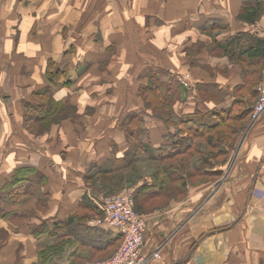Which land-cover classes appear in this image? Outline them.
Returning <instances> with one entry per match:
<instances>
[{
    "label": "crops",
    "instance_id": "0c3cea01",
    "mask_svg": "<svg viewBox=\"0 0 264 264\" xmlns=\"http://www.w3.org/2000/svg\"><path fill=\"white\" fill-rule=\"evenodd\" d=\"M258 1L260 17L250 22L240 15L255 0H0V264L108 258V226L88 222L102 213V191L87 180L99 166L123 171L134 191L145 264H264V116L247 120L217 181L202 184L192 174L195 183L185 186L155 157L167 130L137 96L159 68L160 81L181 85L177 116L243 111L237 102H248L249 81L260 84L264 63L232 58L223 47L228 40L263 46ZM112 56L118 63L102 77ZM57 69L67 77L57 78ZM48 98L72 112L49 129L41 122ZM135 115L138 164L126 161L134 138L123 125L135 128ZM22 167L23 179L11 185Z\"/></svg>",
    "mask_w": 264,
    "mask_h": 264
},
{
    "label": "trees",
    "instance_id": "16d2710c",
    "mask_svg": "<svg viewBox=\"0 0 264 264\" xmlns=\"http://www.w3.org/2000/svg\"><path fill=\"white\" fill-rule=\"evenodd\" d=\"M255 1L254 4L250 5L248 8L246 7L244 14L247 13V16L240 15V19L253 22L260 17V14H258L260 12V6L258 5L259 1ZM230 41L231 40H228L223 48L232 58L237 55H233V53H239V55H237L238 57L248 56L252 59L260 58L261 61L263 60L262 63H264V44L260 46L255 42L248 44L241 42L236 45ZM50 64L52 65V63H49V68ZM260 68L261 66L259 67V71ZM154 70L155 71H150L148 83L138 87L137 96L142 100L143 110H150L151 113L164 124L167 130V136L165 137L167 138V144L161 148V152L160 150H154L155 157L158 158V161L163 163H168L169 161L170 163L165 166L172 169L174 168L178 174H182L185 186H187V183L191 185L195 183L194 178L191 176L192 174H197L196 179L202 181V184L208 185L209 182L217 181L223 175L224 169L228 168L226 164L230 162L229 155L234 151L233 149L238 139L247 128L251 112L254 108L253 106L259 98L256 87L260 79L257 78L254 81H249L251 87L248 93L251 92V96L247 99L248 102H237V107L243 110L241 112H237V109H235V113L232 112V109H223L222 111H217L215 109L205 113L195 108L196 110L190 115L177 116L174 105L177 100L180 101L182 97L181 85L179 82L174 81V77H169V79L163 82L160 81L158 77L159 74L162 73V70L159 68ZM65 71L67 70H58L57 78L59 77L60 79L62 76L67 77ZM65 84V86L72 85L69 81L65 82ZM43 93L45 97H47V94H51L49 89L43 91ZM48 99L49 111L41 121L43 123L42 126L47 129H49L48 126L50 123L54 124L58 119L61 120L72 116L69 106H56L53 105L52 99ZM38 107L39 105L31 106L27 113L28 116L31 110H35V108ZM134 119H136L135 128L132 127V122L123 123L127 139L134 138L133 146L135 148L133 149L132 156L126 159L128 163L133 161L136 162V159L139 158V149L141 148V119L138 115H135ZM223 127H225L224 130L220 131ZM218 130V135L212 137L211 132ZM122 165L124 166V162H122ZM158 168L157 171L160 170ZM24 170H26L24 167L16 170L14 176L10 178L9 183L14 185L18 180L20 181V179H23ZM123 175V171L115 172L114 169H105L103 166H99L89 171L87 179L89 188H98L102 185L101 190L103 191L101 196L104 198L109 194L120 193L128 189L134 192L132 189L128 188V181L126 180L127 182H125ZM128 177L131 180L133 176L130 173ZM109 230V242L106 245L110 247L108 259L114 255L113 253L121 243V238L118 233L111 228ZM104 244L105 243H103V245L98 244V246H104Z\"/></svg>",
    "mask_w": 264,
    "mask_h": 264
},
{
    "label": "built area",
    "instance_id": "2783aa9c",
    "mask_svg": "<svg viewBox=\"0 0 264 264\" xmlns=\"http://www.w3.org/2000/svg\"><path fill=\"white\" fill-rule=\"evenodd\" d=\"M262 80L258 85V100L253 106L250 120L257 122L264 116V69ZM105 217L103 220L95 219L90 226H111L120 236L121 243L111 258L107 260L89 262L84 264H145L146 258L142 253L144 244V218L134 210V196L131 191L109 197L105 203Z\"/></svg>",
    "mask_w": 264,
    "mask_h": 264
},
{
    "label": "rangeland",
    "instance_id": "374dc122",
    "mask_svg": "<svg viewBox=\"0 0 264 264\" xmlns=\"http://www.w3.org/2000/svg\"><path fill=\"white\" fill-rule=\"evenodd\" d=\"M112 64L110 63V65L108 66V65H106L105 64V66H103V68H102V71H103V73H101V76L102 77H105V75H108V74H112V72L113 71H111V69L115 66V65H117V64H115V63H118L116 60H117V57L116 56H112ZM118 67V66H117ZM100 72H101V69L99 70ZM116 71V70H115ZM207 75L206 74H203V76L202 77H206ZM196 79H197V77H195ZM193 79V78H192ZM182 80V84L185 86V87H188L189 86V81H190V75H189V72L188 73H186V74H184V76H183V78L181 79ZM249 120H250V118H249ZM224 128L225 127H223V128H221L220 129V131L221 130H224ZM218 132H219V130L218 131H212L211 133H212V137H216L217 135H218ZM135 147H133V149H134ZM140 157V156H139ZM136 160H142V158H137ZM171 162H175V161H171ZM155 163V169H157L158 168V166L160 165V162H154ZM168 163H170L169 161H168ZM136 164H138L137 162H136ZM137 168L139 169V171L140 172H144V170H145V167L144 166H140V165H138L137 166ZM158 169H160V167L158 168ZM123 170V169H122ZM101 187H102V185H100L98 188H94V189H98L99 191L101 190ZM101 191H103V190H101ZM126 191H129V189L128 190H126ZM123 192H125L124 190H123ZM123 192H120V193H112V194H109V195H107L105 198H100V199H98L97 200V202H96V205H97V208H98V210H99V212H102L101 213V216H95V218H93V219H91V220H89L88 222L90 223L91 221H95V219H99V220H103L104 219V217H105V212H104V208H105V203H106V201L107 200H109V197H111V196H114V195H120V194H122ZM132 192V191H131ZM132 194H133V192H132ZM101 225H103V224H101ZM108 228L110 229H112V230H114L111 226L109 227L108 226ZM118 245V244H117ZM107 258V257H106ZM106 258H104L105 260H107ZM101 259V258H100ZM100 259H96L95 261H93V262H97V261H102V260H100ZM103 259V260H104Z\"/></svg>",
    "mask_w": 264,
    "mask_h": 264
}]
</instances>
